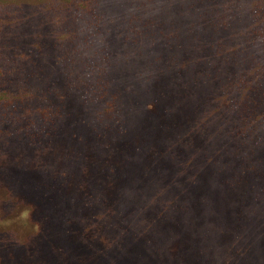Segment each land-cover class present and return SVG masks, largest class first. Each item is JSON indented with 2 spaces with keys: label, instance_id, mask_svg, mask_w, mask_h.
<instances>
[{
  "label": "trees",
  "instance_id": "16d2710c",
  "mask_svg": "<svg viewBox=\"0 0 264 264\" xmlns=\"http://www.w3.org/2000/svg\"><path fill=\"white\" fill-rule=\"evenodd\" d=\"M192 1L193 23L197 20L203 28L204 22L217 38L205 42L204 30L192 33L196 37L189 56L195 58L199 50L213 52L230 60L233 71L226 77H213V81L220 77L217 88L194 92L187 103L179 101L182 89L176 86L173 73L167 81L170 85H165L167 92L162 94L170 103L163 112L167 128L149 131L162 135L156 140L161 141L163 151L149 155L143 132L132 140L112 137V130L119 134L120 92L113 90L111 79L99 75V70L91 72L84 92L91 102L101 105L96 120L102 129L91 139L65 136L67 153L59 150V156L64 155L67 167L59 180L56 176L61 169L53 168L54 162L47 156L48 150L56 154L57 125L64 124L65 116L63 106L54 100L58 93L48 80L34 87L37 52L41 51L37 24L51 25L62 43L78 52L101 27L98 0H0V157L4 180L15 194L37 196L43 212L36 231L60 235L70 246L68 254L57 249L63 256L67 254L66 261L175 264L184 244L195 247L193 263L231 260V255L241 263L245 256H264V0H229L232 5H245V44L234 42L230 34L233 28L224 13V0ZM32 5L39 10V18L31 11ZM224 45L232 46L228 50ZM188 67L191 69V63ZM204 70L209 72L200 66L196 74L203 85L211 77L204 75ZM192 90V86L183 89V95ZM222 94L225 98L217 101ZM209 111L214 114L211 117L221 111L217 127L231 134L238 146L206 157V142L199 139L208 123L200 118ZM194 139L198 140L189 147ZM22 145L24 151L19 149ZM188 152L193 160L186 163ZM30 173L39 191L30 189ZM213 189L218 192L211 196ZM60 196L64 198L61 203ZM78 219L95 225L90 233L81 227L83 240L79 230L74 231ZM253 222L242 234L246 224ZM209 235L217 237L221 247L214 245ZM251 239L260 243L251 247ZM173 242L178 249L170 247ZM203 242L211 243L210 260L204 259L206 248L198 245Z\"/></svg>",
  "mask_w": 264,
  "mask_h": 264
},
{
  "label": "rangeland",
  "instance_id": "374dc122",
  "mask_svg": "<svg viewBox=\"0 0 264 264\" xmlns=\"http://www.w3.org/2000/svg\"><path fill=\"white\" fill-rule=\"evenodd\" d=\"M192 2V0H98L101 27H98L96 33L91 36L88 45L78 52L74 47L70 48L63 44L58 31L52 29L51 25L38 22L41 51L37 52L38 76H35L34 87L39 88V83L48 80L49 86L58 93V96L54 95V100L60 107L63 106L65 116L64 124L57 125L58 133L54 139L56 154L53 156L48 150L47 156L50 163L54 162L53 168L59 166L61 169L56 176L59 180L64 178L63 171L67 167L64 159L67 153L65 136L74 135L77 139H91L100 127L102 129L96 120V113L101 105L99 106L95 101L91 102L84 92L91 78V72L95 73V70H99V75L111 79L113 90L120 92L119 127L116 128L119 134L112 130V137L132 140L143 132L145 137L142 140L148 147L146 155H149L152 151H163L161 141L156 140V137L160 138L162 135L149 131L152 128L154 131L156 128L159 130L162 127L167 128L164 118L166 112H163L167 111L170 103L166 102L162 94L166 91L165 85H170L167 81L172 74L175 73L176 86L182 89L179 101L187 103L191 101L192 93L200 90L210 91L205 89H213L214 86L217 88V79L229 76L233 71L230 60L221 59L213 52L206 53L199 50L195 58L189 56L192 40L196 37L191 36L192 33L200 34L198 31L204 30L205 42L217 38L214 29L207 27L204 22H202L203 28L197 20L193 23ZM223 6L226 9L224 13L227 14L228 25L233 28L230 34L234 42L245 44L248 26L245 5L243 3L232 5L229 0H224ZM30 8L34 16L39 18V10L33 5ZM231 46L224 45V48L230 50ZM190 63L191 69L188 67ZM200 66L209 69V72L202 71L204 75H211L205 85L196 78ZM218 69H221L219 74ZM170 70L173 72L168 73L171 72ZM216 76L220 77L213 81L212 78ZM190 86L193 90L183 95V89ZM224 98L225 95L222 94L217 101ZM209 115L214 116L213 112L209 111L208 115L200 118L201 121L208 123V129L203 132L204 137L199 139L206 142V147L203 148L206 152L204 156L207 157L208 153L211 154L219 149L230 151V148H236L237 142L235 143L231 134L217 127V124H220L221 111L216 117ZM197 140L194 139V142L188 146L192 147ZM24 148L23 146L19 149L24 151ZM59 150L64 155L59 156ZM73 150L78 149L73 147ZM29 154L32 156L31 152ZM188 155L190 156L186 163L193 160V154L188 152ZM5 177L3 161L0 157V264H74L70 259L66 261L70 246L62 241L60 235L52 236L46 231L41 233L36 231V228L39 229L40 215L43 212L37 196L34 193L27 196V192L15 194L4 180ZM29 179L32 186L30 189L39 191L34 186L31 173ZM217 192L213 189L211 196ZM57 199L60 203L64 200L62 196ZM250 202L251 198H248L247 203ZM251 205L252 203L250 207ZM262 208L264 209V205ZM246 211H252V208ZM43 222L46 224L47 221ZM254 224L255 222L251 225L246 224L242 234H246ZM81 227L85 233H90L95 225H85L83 219L81 223L79 219L76 221L74 231L79 230V237L83 240ZM211 236L213 235L208 237ZM210 239L214 245L221 247L217 237ZM258 239H251L250 246L255 247L257 243L259 244ZM198 245L206 248L204 259L210 260L211 243L203 242ZM174 246L176 249L179 248L176 242L170 244L171 248ZM57 249L67 254L63 256L57 252ZM242 250L240 248L239 252L241 253ZM194 252L193 245L184 244L175 258L180 256L181 259H177L175 264H202L198 260L192 262ZM139 261L145 262V259ZM77 262L83 264L82 258L77 259ZM209 262L210 264H264V256L259 254L245 256L240 263L239 258L234 259L231 255V260L220 259Z\"/></svg>",
  "mask_w": 264,
  "mask_h": 264
}]
</instances>
